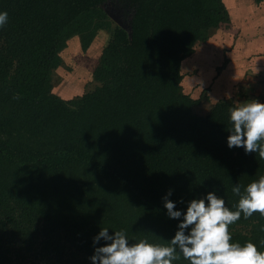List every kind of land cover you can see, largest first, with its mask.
<instances>
[{"label": "trees", "instance_id": "obj_1", "mask_svg": "<svg viewBox=\"0 0 264 264\" xmlns=\"http://www.w3.org/2000/svg\"><path fill=\"white\" fill-rule=\"evenodd\" d=\"M107 1L0 0V264H91L105 227L166 244L179 222L163 207L169 189L180 210L208 191L232 209L233 184L264 175L258 154L226 145L237 103L198 114L207 95L181 84L182 61L228 20L222 0H114L131 9L129 28L112 22ZM100 29L110 37L97 84L71 106L52 90L60 52L74 36L86 50ZM229 231L264 251L259 213Z\"/></svg>", "mask_w": 264, "mask_h": 264}, {"label": "clouds", "instance_id": "obj_2", "mask_svg": "<svg viewBox=\"0 0 264 264\" xmlns=\"http://www.w3.org/2000/svg\"><path fill=\"white\" fill-rule=\"evenodd\" d=\"M7 21V11H0V27ZM228 113L227 147H241L246 154H258L264 159V103L255 99L238 102ZM231 191L238 197L232 209L225 205L223 196L208 191L187 201L186 208L180 210L176 202L168 199L172 194L169 189L162 197L163 207L169 218L179 222L166 244L145 239L130 243L123 230L110 233L108 228H100L92 238L93 245L101 240L106 243L94 247L89 257L91 264H174L181 259L189 264H264V251L251 241L232 242L229 231V225L241 215L245 219L254 213L264 217V175L243 189L240 184H233Z\"/></svg>", "mask_w": 264, "mask_h": 264}, {"label": "crops", "instance_id": "obj_3", "mask_svg": "<svg viewBox=\"0 0 264 264\" xmlns=\"http://www.w3.org/2000/svg\"><path fill=\"white\" fill-rule=\"evenodd\" d=\"M222 2L228 20L212 29L208 39L197 43L194 52L182 61L183 90L190 92L192 82L185 77H192L196 84L211 88L206 95L207 100L215 96L213 104L251 99L264 103V0ZM185 60L190 63L187 69ZM199 68L201 75L191 74Z\"/></svg>", "mask_w": 264, "mask_h": 264}, {"label": "rangeland", "instance_id": "obj_4", "mask_svg": "<svg viewBox=\"0 0 264 264\" xmlns=\"http://www.w3.org/2000/svg\"><path fill=\"white\" fill-rule=\"evenodd\" d=\"M103 6L116 14L124 23H127L131 9L126 8L123 4L116 3L114 0L107 1ZM112 22L114 21L112 20ZM109 37V31L100 29L89 47L86 50H82L78 36H74L67 40L66 46L60 52L62 61L53 72L52 90L71 106L78 105L81 102L82 95L96 86L97 82L92 77V71L98 62L101 49ZM187 63L188 60H185V69L188 66L190 67V63H188V66ZM191 74L198 77L202 73L199 68L191 72ZM185 78L192 82V87L188 88V90L192 92L193 97H199L201 94L206 95L207 90L208 95H210L211 88L196 84L192 77ZM209 99L202 100L201 104L194 107L198 114H205L212 107L215 96H209ZM26 264L31 263L28 262Z\"/></svg>", "mask_w": 264, "mask_h": 264}, {"label": "water", "instance_id": "obj_5", "mask_svg": "<svg viewBox=\"0 0 264 264\" xmlns=\"http://www.w3.org/2000/svg\"><path fill=\"white\" fill-rule=\"evenodd\" d=\"M105 11L107 12L108 16L119 26L121 27H125V28H129L127 23H124L121 19H119L116 14H114L113 12H110L109 10L105 9Z\"/></svg>", "mask_w": 264, "mask_h": 264}]
</instances>
